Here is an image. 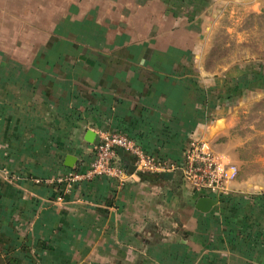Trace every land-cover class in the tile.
<instances>
[{"label":"crops","instance_id":"obj_1","mask_svg":"<svg viewBox=\"0 0 264 264\" xmlns=\"http://www.w3.org/2000/svg\"><path fill=\"white\" fill-rule=\"evenodd\" d=\"M244 13H264V0H0V264H264L257 173L230 183V220L198 211L179 173L130 172L124 151V185L33 181L88 164L100 132L180 160L209 93L188 69L187 39Z\"/></svg>","mask_w":264,"mask_h":264},{"label":"rangeland","instance_id":"obj_2","mask_svg":"<svg viewBox=\"0 0 264 264\" xmlns=\"http://www.w3.org/2000/svg\"><path fill=\"white\" fill-rule=\"evenodd\" d=\"M236 11L231 14L240 13L238 9ZM249 14L244 13L238 18L206 19L208 29L202 25L198 34L186 38L193 46V63L188 69L193 76L200 77L201 84L209 91L202 106L206 110H193V117L205 118L206 123L200 131H192L187 141L200 137L210 144L212 151L224 155L238 168V177L234 181H246L249 175L257 173L256 183L264 184V13ZM37 22L32 19L33 25L37 26ZM13 23L9 24L15 27L27 25L23 19ZM33 37L38 38L37 35ZM230 92H235L234 97L223 102L221 98ZM200 99L203 102L204 96ZM221 107L229 110H218ZM169 136L168 146L173 141L172 135ZM228 198L213 209L230 220L232 200L231 196Z\"/></svg>","mask_w":264,"mask_h":264},{"label":"built area","instance_id":"obj_3","mask_svg":"<svg viewBox=\"0 0 264 264\" xmlns=\"http://www.w3.org/2000/svg\"><path fill=\"white\" fill-rule=\"evenodd\" d=\"M120 151L133 157L135 172L140 174L167 175L179 173L183 183L198 200L202 197L221 198L229 191V184L238 176V168L223 163L203 139L193 138L179 161H169L147 153L137 141L121 132H100L93 148V155L85 166H75L72 171L50 179H34L37 185L71 187L96 178L116 180L121 185L128 181V168L119 159ZM9 181L20 177L4 172Z\"/></svg>","mask_w":264,"mask_h":264},{"label":"water","instance_id":"obj_4","mask_svg":"<svg viewBox=\"0 0 264 264\" xmlns=\"http://www.w3.org/2000/svg\"><path fill=\"white\" fill-rule=\"evenodd\" d=\"M67 161V166L72 168L76 164L77 158L70 156L67 158ZM130 172H135V168L133 166L130 168ZM168 175L172 176L173 173H169ZM219 203V198L202 197L196 200L195 208L202 213H209Z\"/></svg>","mask_w":264,"mask_h":264},{"label":"trees","instance_id":"obj_5","mask_svg":"<svg viewBox=\"0 0 264 264\" xmlns=\"http://www.w3.org/2000/svg\"><path fill=\"white\" fill-rule=\"evenodd\" d=\"M229 196H226V195H224L222 198H221V201H220V203H223L224 201H228V198ZM228 198V199H227Z\"/></svg>","mask_w":264,"mask_h":264}]
</instances>
